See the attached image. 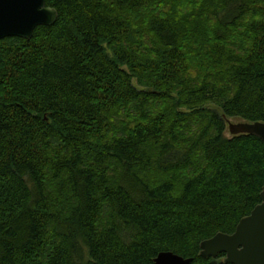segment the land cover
<instances>
[{
  "label": "trees",
  "instance_id": "trees-1",
  "mask_svg": "<svg viewBox=\"0 0 264 264\" xmlns=\"http://www.w3.org/2000/svg\"><path fill=\"white\" fill-rule=\"evenodd\" d=\"M0 40V264H191L261 202L264 0H46Z\"/></svg>",
  "mask_w": 264,
  "mask_h": 264
},
{
  "label": "water",
  "instance_id": "water-1",
  "mask_svg": "<svg viewBox=\"0 0 264 264\" xmlns=\"http://www.w3.org/2000/svg\"><path fill=\"white\" fill-rule=\"evenodd\" d=\"M58 19V11L46 0H0V40L7 37L31 39L40 25L51 26ZM231 136L254 135L264 142V121L234 122L224 115ZM261 202L243 217L233 233L219 232L201 243L203 258H218L224 254L225 264H264V187ZM173 251H162L154 264H191Z\"/></svg>",
  "mask_w": 264,
  "mask_h": 264
},
{
  "label": "rangeland",
  "instance_id": "rangeland-1",
  "mask_svg": "<svg viewBox=\"0 0 264 264\" xmlns=\"http://www.w3.org/2000/svg\"><path fill=\"white\" fill-rule=\"evenodd\" d=\"M231 119H232V121H234V122H237V121H241V120H242V119H240V118H231ZM226 136H228V137L231 136V134H230V132H229L228 129L226 130Z\"/></svg>",
  "mask_w": 264,
  "mask_h": 264
},
{
  "label": "bare ground",
  "instance_id": "bare-ground-1",
  "mask_svg": "<svg viewBox=\"0 0 264 264\" xmlns=\"http://www.w3.org/2000/svg\"><path fill=\"white\" fill-rule=\"evenodd\" d=\"M224 257V256H223Z\"/></svg>",
  "mask_w": 264,
  "mask_h": 264
}]
</instances>
